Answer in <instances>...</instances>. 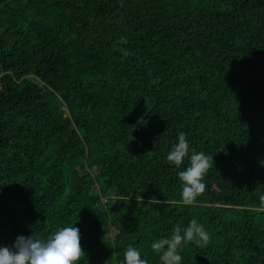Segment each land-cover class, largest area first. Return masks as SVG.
Wrapping results in <instances>:
<instances>
[{"label": "trees", "instance_id": "1", "mask_svg": "<svg viewBox=\"0 0 264 264\" xmlns=\"http://www.w3.org/2000/svg\"><path fill=\"white\" fill-rule=\"evenodd\" d=\"M122 1L0 0V245L74 226L79 264H161L196 219L181 264H264V0ZM181 132L214 160L192 206Z\"/></svg>", "mask_w": 264, "mask_h": 264}, {"label": "clouds", "instance_id": "2", "mask_svg": "<svg viewBox=\"0 0 264 264\" xmlns=\"http://www.w3.org/2000/svg\"><path fill=\"white\" fill-rule=\"evenodd\" d=\"M186 135L181 132L177 142L167 154V161L176 168H181L185 160L189 164L185 170L179 171L182 184L181 203L185 206L195 205L198 197L206 190L204 179L214 165L213 156L203 151L191 149ZM264 200V197H261ZM151 202L161 201L152 198ZM210 233L196 219H192L187 227L177 224L170 238H160L152 243V251L159 255L161 264H181L179 254L181 246L193 242L204 247L210 242ZM86 252L81 247L79 229L74 226L60 228L47 238L35 234L30 237L19 236L11 246L0 245V264H79ZM123 264H148L141 258V253L129 245L124 253Z\"/></svg>", "mask_w": 264, "mask_h": 264}, {"label": "water", "instance_id": "3", "mask_svg": "<svg viewBox=\"0 0 264 264\" xmlns=\"http://www.w3.org/2000/svg\"><path fill=\"white\" fill-rule=\"evenodd\" d=\"M118 1H119L120 6L123 8V6H124L123 1L122 0H118ZM117 22L119 23L120 22V19H117V20L113 21L112 23L114 24V23H117ZM141 61L144 62L143 59ZM151 73H153V70L151 71ZM150 77H151V79H155L156 82L158 81V78L153 77V76H150Z\"/></svg>", "mask_w": 264, "mask_h": 264}]
</instances>
